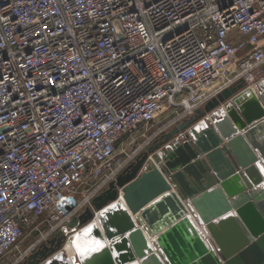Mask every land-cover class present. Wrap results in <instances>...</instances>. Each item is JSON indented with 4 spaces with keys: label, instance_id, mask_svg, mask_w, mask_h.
<instances>
[{
    "label": "built area",
    "instance_id": "obj_1",
    "mask_svg": "<svg viewBox=\"0 0 264 264\" xmlns=\"http://www.w3.org/2000/svg\"><path fill=\"white\" fill-rule=\"evenodd\" d=\"M240 79H264V0H0V260L68 242L128 164Z\"/></svg>",
    "mask_w": 264,
    "mask_h": 264
},
{
    "label": "water",
    "instance_id": "obj_2",
    "mask_svg": "<svg viewBox=\"0 0 264 264\" xmlns=\"http://www.w3.org/2000/svg\"><path fill=\"white\" fill-rule=\"evenodd\" d=\"M92 205L67 225L101 211V248L71 261L59 230L22 264H264V79L238 80L162 134Z\"/></svg>",
    "mask_w": 264,
    "mask_h": 264
},
{
    "label": "bare ground",
    "instance_id": "obj_3",
    "mask_svg": "<svg viewBox=\"0 0 264 264\" xmlns=\"http://www.w3.org/2000/svg\"><path fill=\"white\" fill-rule=\"evenodd\" d=\"M249 94L251 95L252 92L250 91ZM100 216L101 211H98L96 216L86 225L78 228L74 233L73 237L65 245V252L67 256L71 259V261L76 258V262L79 263L78 258L84 256H88L92 251L101 248V243L98 238L94 237V228L100 226ZM198 216V215H197ZM191 222L197 227L199 232L204 236L206 232L204 231L203 222H198L195 215L190 216ZM74 262V264H76ZM135 264V263H134Z\"/></svg>",
    "mask_w": 264,
    "mask_h": 264
},
{
    "label": "rangeland",
    "instance_id": "obj_4",
    "mask_svg": "<svg viewBox=\"0 0 264 264\" xmlns=\"http://www.w3.org/2000/svg\"><path fill=\"white\" fill-rule=\"evenodd\" d=\"M162 120H163V118H161L158 122L160 123ZM144 140H145V138L144 137H141L140 134L133 135L128 140V142H126L128 144L127 146H125L126 147V150H129L130 152H132ZM118 155L120 156L122 154H118ZM30 236H31V238H29L28 241H23V242H28L27 244L24 245V244L20 243L19 248H20L21 251H24L26 248H28L30 246L31 243H33L35 241L36 238L35 237L32 238V235H30ZM0 264H7V256L3 260L0 261Z\"/></svg>",
    "mask_w": 264,
    "mask_h": 264
},
{
    "label": "crops",
    "instance_id": "obj_5",
    "mask_svg": "<svg viewBox=\"0 0 264 264\" xmlns=\"http://www.w3.org/2000/svg\"><path fill=\"white\" fill-rule=\"evenodd\" d=\"M33 237H36V234L35 235H32V238ZM29 238H31V236H26L25 238H23L21 241H20V243H22V244H27L28 242H23V241H28L29 240ZM3 260V259H2ZM1 261V260H0Z\"/></svg>",
    "mask_w": 264,
    "mask_h": 264
}]
</instances>
